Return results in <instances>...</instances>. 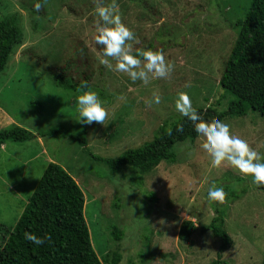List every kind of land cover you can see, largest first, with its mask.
Returning a JSON list of instances; mask_svg holds the SVG:
<instances>
[{"label": "rangeland", "instance_id": "1", "mask_svg": "<svg viewBox=\"0 0 264 264\" xmlns=\"http://www.w3.org/2000/svg\"><path fill=\"white\" fill-rule=\"evenodd\" d=\"M111 0H103L106 5ZM250 0H118L121 21L135 35L131 51H162L174 67L165 78L133 82L109 68L95 36L103 22L97 0H46L34 13L35 0H0V19L17 14L23 43L16 46L0 72V129L20 126L31 138L0 145V245L22 213L49 162L61 165L79 184L85 197L84 216L92 246L111 264H211L219 240L210 232H196L179 241L180 224L190 219L208 224L224 203L207 198L212 184L226 193H240L229 201L224 229L232 246L221 254V264H260L264 254V192L250 175L227 161L219 167L202 149L201 136L175 146L176 161H161L148 172L122 166L111 172L90 158H116L129 148L150 141L159 126L182 116L178 94L186 93L194 108L224 110L230 94L220 78L238 34L231 23L244 16ZM70 61V73L110 100L104 106L105 125L85 124V147L72 141L79 134L75 98L78 91L56 85L53 72ZM154 95L160 103L148 104ZM42 105L40 112L31 102ZM207 121V120H205ZM208 122V121H207ZM233 135L264 156V118L255 112L225 118ZM63 128L68 136L47 134ZM44 134V135H43ZM87 150V151H86ZM122 233L120 240L111 234Z\"/></svg>", "mask_w": 264, "mask_h": 264}, {"label": "trees", "instance_id": "2", "mask_svg": "<svg viewBox=\"0 0 264 264\" xmlns=\"http://www.w3.org/2000/svg\"><path fill=\"white\" fill-rule=\"evenodd\" d=\"M31 10L37 13L34 7ZM231 26L238 28V34L220 78L221 87L230 94L231 99L220 112H215L210 107L206 110L197 108L202 119L209 123L244 116L250 111L264 118V0H250L244 16L233 21ZM22 43L23 33L18 25L17 14L1 18L0 72L6 68L13 49ZM97 47L102 53V46ZM146 49L148 48L139 50ZM52 76L57 86L71 91L80 89L83 82L88 84L89 79L87 75L82 80L75 78L70 73V61L55 69ZM98 95L104 105L110 102L107 96ZM30 106L36 112L42 109L38 101H32ZM79 128L78 135L69 137L85 147V124L80 122ZM178 128H182V131H177ZM47 134L68 136L63 128L50 129ZM197 136L193 122L186 117L177 116L160 125L150 141L139 147L126 149L116 158L97 156L86 151L91 159L103 163L111 172L128 166L144 174L161 161L175 162V146L186 140L193 141ZM30 138L31 134L20 126L0 129V145L8 141L25 142ZM254 185L264 192V185ZM243 194L245 191L227 193L226 203L222 208L215 209L208 224L197 227L192 220H183L177 235L179 241H188L196 232H210L212 237L219 240L217 258L211 264L224 263L221 254L233 243L224 229L226 210L229 201L238 199ZM84 205V193L76 180L61 165L49 162L15 225L9 228L0 245V264H103L90 240ZM26 233L50 238L37 246L25 239ZM111 234L116 240H120L122 235L116 227L112 228ZM119 261L120 254L115 252L111 264ZM260 264H264V254Z\"/></svg>", "mask_w": 264, "mask_h": 264}, {"label": "clouds", "instance_id": "3", "mask_svg": "<svg viewBox=\"0 0 264 264\" xmlns=\"http://www.w3.org/2000/svg\"><path fill=\"white\" fill-rule=\"evenodd\" d=\"M45 2L46 0H37L34 4L35 10L39 12ZM96 14L103 22L98 25V33L95 36L96 44L103 49L102 64L112 68L108 59L112 58L116 60V71L126 73L133 82L140 80L145 85L150 79L165 78L171 73L174 66L165 60L162 51H131V45L127 42L134 40L135 35L121 21L118 0H111L106 5L103 0H97ZM77 91L75 120L83 124L97 122L105 125L109 113L97 92L87 82H83ZM153 102L159 104L160 97L154 95L148 104ZM176 108L183 117L193 122L196 133L205 141L202 143V149L211 158L214 167H219L222 162L227 161L239 172L250 175L254 184L264 185V156L253 150L245 140L233 135L227 123L219 120L209 123L203 120L193 107L190 97L184 92L178 94ZM177 131H182V128ZM226 197L224 188L215 183L207 192V198L215 202L224 203ZM49 238H42L33 233L25 234V239L37 246L44 244Z\"/></svg>", "mask_w": 264, "mask_h": 264}]
</instances>
